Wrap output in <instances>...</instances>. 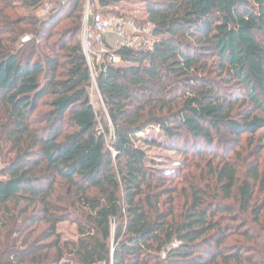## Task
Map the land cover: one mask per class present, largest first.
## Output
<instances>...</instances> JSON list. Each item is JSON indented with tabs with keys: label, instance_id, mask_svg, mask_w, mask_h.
Wrapping results in <instances>:
<instances>
[{
	"label": "trees",
	"instance_id": "obj_1",
	"mask_svg": "<svg viewBox=\"0 0 264 264\" xmlns=\"http://www.w3.org/2000/svg\"><path fill=\"white\" fill-rule=\"evenodd\" d=\"M45 1L0 0V264H264V176L244 178L236 151L264 131V0H143L152 50L95 67L105 115L87 93L84 0L18 15ZM153 128L211 161L169 186L137 146Z\"/></svg>",
	"mask_w": 264,
	"mask_h": 264
},
{
	"label": "rangeland",
	"instance_id": "obj_2",
	"mask_svg": "<svg viewBox=\"0 0 264 264\" xmlns=\"http://www.w3.org/2000/svg\"><path fill=\"white\" fill-rule=\"evenodd\" d=\"M83 3H84L83 9L85 11L86 0H84ZM44 8L45 6L43 4L39 7V9L34 11L25 10L24 8H22L19 9L17 12L20 17L36 16L39 20H42L48 18L46 17L45 14H43ZM111 12L113 14L122 15L124 17L133 19L136 22L138 28L143 32L144 39L146 40V42L149 43L150 41H152L151 24L148 22L146 5L143 0H132L130 2H124L117 7H112ZM64 22L65 23L59 26L57 30L60 31L63 30V28L70 26L68 20ZM26 37L30 38V36H25L20 41L23 42V40ZM57 38L58 37L55 36L53 40H57ZM78 39L79 40L81 39V33L78 34ZM53 40L49 43V45H46V43L43 42L39 43L40 47L37 49L38 50L37 52L40 55V57L44 55L47 56L50 55L49 46L51 45ZM29 42L30 41H27V43ZM109 45L111 46L112 44L109 43ZM94 75H96L95 71H94ZM87 93L94 108L98 110L102 109L105 115L106 110L105 107H103L101 97L97 92L96 81H94L93 79L87 88ZM236 94H240V93L237 92ZM243 94L244 93L242 92L240 96L242 97ZM50 99L51 97L48 96L44 100H50ZM47 110H48L47 107H40L37 114H43ZM141 136L145 137L148 142H153V141L156 142L154 145H147L148 143L144 144L140 142L137 144V146L147 154L149 166H152L157 171L163 172V174L167 176L172 175L170 176V180L172 181L174 180V183L173 182L172 184L169 183L170 184L169 186H175L177 183L178 185L180 183L183 184L185 176H187L189 173L188 171L181 172L180 169L182 168V166L186 168L192 164L196 165L199 162L202 168H204L211 161V159H207L206 161L200 162L198 161V159L184 157L183 154H181L179 151H176L177 149H172L169 147V145H167L168 140L165 138L163 133H161L157 128L149 129L145 134ZM236 151L241 152L244 158V166H245V169L243 167L244 178L247 179L246 170H250L253 164H257L259 170L262 173L261 175L264 176V131H260L253 142L251 140L244 139V141L242 142L240 147L236 149ZM257 151H260L259 154L255 153ZM233 157L236 159V156L233 155ZM2 168H3V163L2 161H0V180L3 178L1 176ZM171 172H174L175 174L181 172V175H178L179 177L176 178L175 174H170ZM256 187L257 189L261 188L259 184ZM260 200L261 201L264 200V195L260 197ZM45 227H46L45 225H42L40 227V231L45 230ZM57 231L62 236L63 240L76 241L78 238L77 226L71 222H63L59 224V226L57 227Z\"/></svg>",
	"mask_w": 264,
	"mask_h": 264
},
{
	"label": "built area",
	"instance_id": "obj_3",
	"mask_svg": "<svg viewBox=\"0 0 264 264\" xmlns=\"http://www.w3.org/2000/svg\"><path fill=\"white\" fill-rule=\"evenodd\" d=\"M72 1H46L43 3L45 6L43 14L49 17L57 8L66 6ZM101 1L104 0H86L81 27L80 41L82 52L94 81L95 64L100 63L103 56L109 54L111 55L109 61L113 64H119L121 60L113 55L114 50L128 48L136 51H151L153 46V40L149 43L146 42L143 32L138 28L133 19L113 14L111 12L112 7L103 8L100 6ZM110 34L114 36L111 46L106 41ZM28 40L29 38L26 37L23 43ZM176 245V243H173L171 248L176 247Z\"/></svg>",
	"mask_w": 264,
	"mask_h": 264
},
{
	"label": "crops",
	"instance_id": "obj_4",
	"mask_svg": "<svg viewBox=\"0 0 264 264\" xmlns=\"http://www.w3.org/2000/svg\"><path fill=\"white\" fill-rule=\"evenodd\" d=\"M113 39H114V36L110 34V35H108L106 41H107V43H112Z\"/></svg>",
	"mask_w": 264,
	"mask_h": 264
}]
</instances>
